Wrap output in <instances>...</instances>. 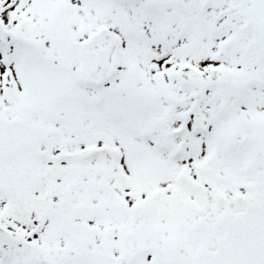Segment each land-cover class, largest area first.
<instances>
[{"label": "snow or ice", "instance_id": "snow-or-ice-1", "mask_svg": "<svg viewBox=\"0 0 264 264\" xmlns=\"http://www.w3.org/2000/svg\"><path fill=\"white\" fill-rule=\"evenodd\" d=\"M0 264H264V0H0Z\"/></svg>", "mask_w": 264, "mask_h": 264}]
</instances>
